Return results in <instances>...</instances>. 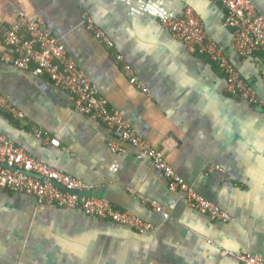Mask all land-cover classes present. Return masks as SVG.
Segmentation results:
<instances>
[{
  "label": "crops",
  "instance_id": "1",
  "mask_svg": "<svg viewBox=\"0 0 264 264\" xmlns=\"http://www.w3.org/2000/svg\"><path fill=\"white\" fill-rule=\"evenodd\" d=\"M252 2L264 17V0ZM187 8L264 102L263 60L238 57L225 11L213 0H0V53L18 14L43 20L137 135L164 149L175 174L231 221L214 222L187 207L183 193L171 192L162 172L136 150L113 153L117 135L76 112L72 95L0 61V97L23 115L0 110V133L81 181L91 197L154 227L140 233L0 189V264H239L225 253L264 260V106L228 95L216 67L163 28L162 20L181 18ZM84 16L110 39L111 50L86 29ZM124 64L147 92L129 82Z\"/></svg>",
  "mask_w": 264,
  "mask_h": 264
},
{
  "label": "built area",
  "instance_id": "2",
  "mask_svg": "<svg viewBox=\"0 0 264 264\" xmlns=\"http://www.w3.org/2000/svg\"><path fill=\"white\" fill-rule=\"evenodd\" d=\"M213 1L220 4L225 11L224 27L232 33V44L238 57L255 61L263 60L264 63V17L257 13L252 0ZM84 22L86 29L107 50L113 48L110 39L95 27L90 18L84 16ZM161 24L172 37L183 42L189 52L204 56L216 67L224 77L225 92L228 95L253 106H264L255 88L241 76L224 51L207 36L204 25L193 9L187 8L181 18L164 19ZM3 47L4 50L0 53L1 62L20 72L49 80L56 87L73 96L76 112L114 131L118 141L110 145L113 153H124L126 147L136 150L139 159H148L154 169L162 172L171 192L183 193V202L187 207L214 222L231 221L226 212L196 193L175 174L166 162L164 149L151 147L137 135L120 112L99 94L90 79L77 68L65 45L53 35L43 20H30L24 14H18L14 24L3 36ZM115 59L118 63L123 62L120 55H116ZM123 71L132 85L147 92L146 87L133 74L129 65L124 64ZM262 83L264 85V65ZM0 110L14 119L23 118L19 111L1 97ZM34 134L52 147L59 148V143L48 139L42 131L35 129ZM3 164L14 170L4 168ZM209 171V173L214 172ZM0 189L13 194L34 197L40 205L79 210L87 217L110 221L140 233L154 231L152 225L130 213L117 211L107 200L80 195L79 193L89 190L81 181L56 171L51 165L41 160L34 159L1 133ZM74 191L77 193L73 194ZM148 202L155 213L168 219V214L158 203ZM225 255L234 258L239 264H264L262 258L249 253L241 255L225 253Z\"/></svg>",
  "mask_w": 264,
  "mask_h": 264
},
{
  "label": "water",
  "instance_id": "3",
  "mask_svg": "<svg viewBox=\"0 0 264 264\" xmlns=\"http://www.w3.org/2000/svg\"><path fill=\"white\" fill-rule=\"evenodd\" d=\"M4 168H6V169H9V170H14L13 168H11V167H9L8 165H6V164H3L2 165ZM31 175V174H30ZM36 178H41V177H39V176H36ZM62 188V187H61ZM63 189V188H62ZM73 194H76L77 192H72ZM80 195H83V196H87V197H91L93 194L91 193V192H86V193H79Z\"/></svg>",
  "mask_w": 264,
  "mask_h": 264
}]
</instances>
